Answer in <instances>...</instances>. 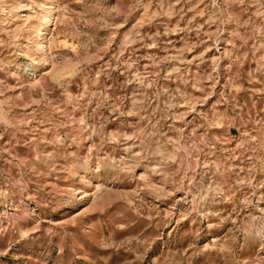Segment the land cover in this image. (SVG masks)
<instances>
[{
  "label": "rangeland",
  "instance_id": "rangeland-1",
  "mask_svg": "<svg viewBox=\"0 0 264 264\" xmlns=\"http://www.w3.org/2000/svg\"><path fill=\"white\" fill-rule=\"evenodd\" d=\"M0 264H264V0H0Z\"/></svg>",
  "mask_w": 264,
  "mask_h": 264
}]
</instances>
